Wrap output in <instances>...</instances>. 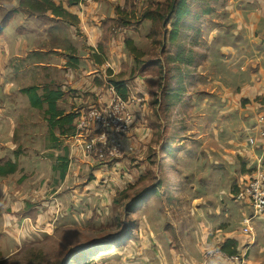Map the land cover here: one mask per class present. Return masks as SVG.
Masks as SVG:
<instances>
[{"label": "rangeland", "instance_id": "rangeland-1", "mask_svg": "<svg viewBox=\"0 0 264 264\" xmlns=\"http://www.w3.org/2000/svg\"><path fill=\"white\" fill-rule=\"evenodd\" d=\"M243 1L212 0L213 12L201 16L199 24L188 18L193 26L198 24L196 31H177L178 37L171 40L176 18L172 17L167 31L162 30V24L143 18L147 9L157 5H164L165 14L167 0H82L75 11L63 8L73 16L67 18L51 13L34 16L20 5L21 0H0V26L6 24L0 32L4 44L12 50L16 37L28 44L20 55L22 60L12 61L18 68L14 72L19 71L20 76L15 78L8 71L4 77V84L11 83L12 99L21 109L15 122L20 119L22 125L14 138L8 135L14 110L9 115L0 114L7 127V131L0 128V167L8 162L17 167L13 175L0 177V258L4 259L0 264H174V256L182 264L184 230L196 232L200 243L208 236L217 238V229L229 225L234 228L230 233H242L243 219L252 216L253 209L246 202H237L236 194L245 181L257 176L256 163L248 168L246 159L252 153L262 155L257 143L264 119V87L256 88L261 95L257 99V94L248 101H241L240 96V89L256 78L252 65L259 63V55L244 59L238 67L242 59L235 61V53L249 42L256 51L264 45L256 38L244 40L242 32L234 33L233 11H243ZM190 10L199 15L196 6ZM72 13L80 14L86 30L78 27L72 32L71 26L78 24ZM112 15H128L127 27L112 24L108 34L103 29L97 36L95 28L102 29V19ZM121 33H126L125 37ZM115 38V45L124 38L134 41L143 53L136 61L125 51L127 56L115 63L120 67L118 75L121 73L117 81L131 89L130 102L137 95L146 100L136 112L138 128L142 129L129 133L139 139L137 163L126 153L119 166L106 170L99 163H86L71 155L69 142L73 147L76 140H68L73 136L63 135L56 121L50 123L48 102L63 85L62 62L66 58V63L73 56L82 62L94 48L98 61L106 63L120 49L114 47ZM56 48L65 56L55 53ZM182 51L191 64L170 60ZM32 87L44 101L42 110L17 97L18 88L22 94ZM64 100L61 97L57 102L63 114L60 119L71 114ZM64 131L69 133L70 127L66 125ZM223 156L233 157L226 160ZM67 158L70 178L64 186ZM123 182L131 186L125 196L119 195L125 190ZM105 187L113 188L116 196L102 198L98 191ZM21 197L26 204L32 201L34 204L28 203L32 207L39 205L36 210L27 208L33 224L30 238L25 231V237L22 231L18 234L14 224L18 207L13 204ZM52 215L55 222L43 219ZM254 223L255 240L250 241L249 251L256 244V229L261 224L264 229V219Z\"/></svg>", "mask_w": 264, "mask_h": 264}, {"label": "crops", "instance_id": "crops-1", "mask_svg": "<svg viewBox=\"0 0 264 264\" xmlns=\"http://www.w3.org/2000/svg\"><path fill=\"white\" fill-rule=\"evenodd\" d=\"M86 0H84L85 2ZM59 2L63 5V7L65 8H69V10L71 9L72 11H75L77 8L76 7H70L68 4L67 0H59ZM82 3V1H81ZM237 4V2H235ZM243 4L246 5L245 9L243 11H236L234 10L233 14H234V24L236 25V29L234 30V33L236 32H242L243 34V39L244 40H248L250 41V38H256V40L258 42H264V0H244ZM80 5V4H79ZM78 5V6H79ZM123 7V6H122ZM123 9V8H122ZM231 10V9H230ZM123 11V10H121ZM71 13V12H70ZM119 13V12H118ZM74 14V13H72ZM77 16V18H75V22L78 23L76 25H72L71 26V30L72 32L75 29L79 30L81 29H87L86 25L84 24L83 27V23L81 21V17L80 14L79 16L77 14H74ZM232 14L230 13V16ZM119 17H117V15H112L106 19H102V24H103V28L99 29L100 27H96L95 29L98 30V34L97 36H99V32L100 30L103 32V29L105 31V34H108V32L110 31L106 29L105 23L107 21H109L110 19H115V20H119L120 17H123L122 15H118ZM256 25H258V27H256ZM71 32V31H70ZM71 32V34H72ZM88 32V31H87ZM95 32V31H94ZM123 34V33H121ZM121 34H118V37L121 36ZM126 34V33H125ZM123 34V35H125ZM238 35V33H236ZM2 36V37H1ZM4 36L3 33L0 34V73L2 75V77L0 76V114H12L13 110L14 113L11 115V118L9 119V121L11 120V122H9L8 124V130L9 133L8 135L10 136H14V138H17V134L19 132V126L22 125L20 123V119L19 123L15 122V120L17 121L18 116H20L21 113V109H18L17 104L13 101L12 99V91L9 89L11 88V83H5L4 84V77L6 75L7 77V72L9 71V73H11V75L15 78H17L18 73H15L14 71H17L18 68L14 65V63L12 64L13 60H20V55L22 52L26 51L27 49V42L25 39H19L16 37V42L14 45V48L11 50L10 48H8L4 43V40L2 39ZM224 37V36H223ZM19 41V42H18ZM115 41H118L117 38L114 39V47L117 48L120 47L119 51L116 52V54L111 55L110 60L106 61V63H99L96 64L95 61H97L96 58V53L94 50L96 49H92L91 52H89L88 55H86V58H82L83 61L81 62H77L75 63V57H71V60H74L73 62L70 60L69 63L67 61V63L65 62L67 60H64L62 62L63 65H65L64 67V71H65V75H64V82L63 85L60 89V91L63 93L62 95V99L64 100V102L66 103V105L68 106V110L70 111L69 113H74V112H78L81 103H85L84 98H78L76 97L77 91H82V95H90L91 97L95 98V94L99 91H104V95L105 97H108V93L106 91V87H105V78L106 76H108V71L111 69L110 67L112 66L113 69L115 71L112 72L114 73V75H118V70L120 67L116 68V61L119 59V57L122 56H127L125 53V47L123 44V41L120 40L119 42H117L119 45H115ZM255 42V44H258V42ZM121 45V46H120ZM260 46V45H259ZM256 47V46H255ZM122 48V49H121ZM122 50V51H121ZM124 50V51H123ZM55 53L57 54H61L62 56H65L64 52L62 51V49H54L53 50ZM264 45L257 48V51L253 48L250 47V42L248 43L247 47H243L238 49V51H236V57H234L235 61H239V59H242L241 62H238V67L240 64H242L244 59H248L252 56H256L259 55V63L258 64H253V68L255 69L257 74L256 78L254 79L253 83H247L245 84L244 87H242L240 89V91L242 92L241 96V101H248L249 99H252V96L255 94L258 95V91L256 88H261L264 87V62L262 63L261 60H264ZM67 56V55H66ZM130 56V55H129ZM261 57V58H260ZM65 58V57H64ZM115 58V59H113ZM22 60V59H21ZM72 62V63H71ZM120 61H118L119 63ZM250 63L252 64L253 61L249 62L247 65H250ZM5 64L9 65L8 67L5 66ZM125 64H123L122 66H124ZM38 66H46L44 64H39ZM243 66V65H242ZM240 67V70L243 71L244 67ZM37 67V66H35ZM46 68V67H45ZM235 72H240L239 70H234ZM23 72V71H20ZM110 73V71H109ZM111 74V73H110ZM121 74V73H120ZM246 74V73H244ZM20 76V74H19ZM101 78L103 80V82L100 80H98V82L101 84V86L98 84H96V78ZM248 80H250V75H247ZM8 81H10V78H7ZM256 81V82H255ZM66 87V88H65ZM252 89L254 91V94L252 93V91L250 90ZM263 89V88H262ZM17 91L19 92L17 97L19 98V100L21 102H24L25 104H27L29 102L28 98L25 97L20 93L21 88H18ZM15 92V91H14ZM12 93V94H11ZM255 96L257 99V97L261 96ZM82 96V97H83ZM240 96L236 97V99H239ZM138 99H143L141 97H139V95L136 96ZM90 98L88 99V101L86 102L87 104H90ZM93 100V99H92ZM146 100V98H144V101ZM239 104V103H238ZM132 108L136 111H138L139 109V105L137 104L136 106L132 105ZM34 109V108H33ZM40 110V109H38ZM42 110V109H41ZM47 110V108H46ZM67 110V111H68ZM1 116V115H0ZM7 120V119H6ZM0 128L4 129L5 131H7V127L6 126V121H1L0 120ZM142 129V128H141ZM137 131L139 129H136ZM145 135V133H144ZM258 143L257 145L260 146L258 147V152L262 153V155H258L257 153H252V155H250L249 159H246L248 164V168L251 166V164L256 163L257 165V170L254 171V174H256V172L258 171H264V166L262 167V159L264 158V140L258 135ZM66 143L68 144V142L66 141ZM139 144V142H136L135 147ZM11 146H14L13 143ZM137 148V147H136ZM138 153H140V150L138 151V149H136V153L132 156L133 160L137 163L136 159L138 158ZM57 154V153H56ZM58 156H56L57 158ZM224 158H226V160H230L231 157L233 156H223ZM227 157H229L227 159ZM135 158V159H134ZM256 158V160H255ZM129 161V160H128ZM84 163V161L82 162ZM250 165V166H249ZM263 168V169H261ZM111 169V168H110ZM119 171V169H118ZM69 172L66 174L65 177V182H64V186L68 183L70 176H68ZM248 176L250 174H247ZM246 176V175H244ZM251 178V177H250ZM98 180V179H97ZM97 182V181H96ZM124 182L121 184V186H123ZM128 184H131L128 183ZM89 185V183H88ZM127 183L124 184V188H128L126 187ZM129 186V185H128ZM122 188V187H121ZM113 188H109L107 189L105 187V189H100L99 195L102 198H107L109 196L115 197V193L113 191ZM123 190V189H121ZM238 192V189H237ZM22 194H19L18 196L20 197ZM23 197L18 198V201L13 204L14 207H18L17 211H15V221L14 224H16L17 227V233L19 234L20 231H22V233H20L23 237H25L23 235V231L26 232V234L28 235V237L30 238L31 234V230L30 228H33V224L32 221L29 217V213H30V208L29 210H27V208L29 206H31L32 210H36L38 209L39 205H36L32 207V205H29L28 203L34 204L31 202H28L27 204L25 202V200H23ZM203 203L205 202V200H202ZM55 204V203H53ZM9 213H12V209L9 211ZM64 216V214H63ZM66 216V215H65ZM26 219V223H23ZM46 222L49 220V222H55V216L52 215L50 218H43ZM42 218H40L39 224H41ZM255 224V223H254ZM30 225V227H29ZM230 226V225H229ZM228 227H224L223 229H217L218 231L214 234L215 236H217V238L214 239H209L208 237L205 239V243L199 241V236L196 234L195 235L191 233V230H184V233H182V264H230L228 261V258L233 257L234 255H228L226 252L223 251V247L225 246V244L227 243V241H233L236 243V250L235 251H241L242 247L246 244V237L239 231L236 233H230L232 231H234L233 226H231V229ZM21 229V230H19ZM230 229V230H228ZM257 230V238H256V244L255 246L249 251V259L250 262L252 264H264V229L262 227V224L260 227H258ZM219 232H221V234H219ZM212 233V232H211ZM218 233V235H216ZM230 233V234H229ZM241 233V234H240ZM213 235V236H214ZM232 250H234L232 248ZM173 253L176 255L177 253H175V251H173ZM174 261V264H179L180 262V258L177 256L172 257ZM181 264V263H180Z\"/></svg>", "mask_w": 264, "mask_h": 264}, {"label": "built area", "instance_id": "built-area-1", "mask_svg": "<svg viewBox=\"0 0 264 264\" xmlns=\"http://www.w3.org/2000/svg\"><path fill=\"white\" fill-rule=\"evenodd\" d=\"M110 68L115 71L112 66ZM108 77L106 76L104 84L108 97H105L104 91H99L88 108L78 111L80 118L76 123L75 135L68 139L76 140L73 147L69 142L72 156H76L79 160L83 159L86 163L89 161L99 163L102 165L100 168L106 170L113 165L119 166L120 159L126 153L130 157L135 154V142L139 139L137 134L129 133L139 126V121L137 111L132 108V105L136 106L144 101L137 97H134V102L124 101L108 81ZM82 96L81 93L76 94L78 98ZM94 103L95 105L92 106ZM260 137L264 140V119ZM256 175L251 177V180L245 181L243 188L238 189L236 194V201L250 205L253 215L245 216L243 219L242 233L248 238L247 244L242 247L240 253L228 258L230 264H252L248 258V251L252 244L250 241L255 240L252 223L254 224L257 219H264V172L258 171Z\"/></svg>", "mask_w": 264, "mask_h": 264}, {"label": "trees", "instance_id": "trees-1", "mask_svg": "<svg viewBox=\"0 0 264 264\" xmlns=\"http://www.w3.org/2000/svg\"><path fill=\"white\" fill-rule=\"evenodd\" d=\"M68 4L70 7H76L78 6L82 0H67ZM211 1L212 0H190V3L187 2V0H167V10L166 13L163 14V6L161 5H157L156 7H152L147 9V12L144 14L143 18L150 22H152V24H162V30L166 29L167 31V27L168 25L172 22V17L176 18V22L174 23V29L171 32V36L169 39L171 40H175L178 36H177V31L180 32L182 30L183 32L186 31H196V27L198 26L199 22L201 21V16L203 15H208L211 14L213 11L212 7H211ZM164 4V3H163ZM20 5L25 8L26 10H28L29 12L33 13L34 16H46L49 13L53 14L55 17L57 18H67V17H73L72 15H69L67 13L66 10H64L63 6L61 4H57L55 0H21ZM196 6L197 7V11L199 12V15L194 16L190 10V6ZM199 9V10H198ZM123 12V11H122ZM129 15V14H128ZM126 15V17H120L119 20H115V19H110L109 21H107L105 23L106 29L109 30L110 26H112V24H116V25H123V27H127V21L129 16ZM192 18L194 22V24H196L198 22V24L196 26H193V22L192 20H188V18ZM190 18V19H191ZM182 26V28H181ZM6 24H2L0 26V32H3L5 30ZM187 27V28H186ZM152 36L155 35L154 32H152L151 34ZM125 37V35H124ZM172 37V38H171ZM123 44L125 47V50L132 56L135 57L136 61H139L143 55V53L136 47L134 41L132 40H127V38L123 39ZM183 48V47H182ZM189 53V51H187ZM97 61L100 59L98 56H96ZM170 60L173 63H180V64H191L192 61L190 58H188L186 56V53L184 54L182 51V54H177V56H173L170 58ZM190 60V61H188ZM95 61L96 64H101L100 61ZM75 62L77 63L78 60L75 59ZM110 71V73H109ZM108 71V81L111 83V85H113L115 87V90L117 92V94L124 100V101H129L130 99V94H131V89L129 87V85L127 83H123V82H119L117 81V79L121 76V74L119 75H114L113 72L111 70ZM98 80L102 81L103 80L99 77L96 78V84L98 86V84L101 86V84L98 82ZM149 84V83H148ZM151 85V84H150ZM146 86V85H145ZM81 92H77V94H80ZM22 94L26 95L29 99L30 105L31 107L35 108V109H42L43 108V104L44 101L41 97H39L38 95V89L35 87L32 88H27L22 90ZM82 94V93H81ZM63 93L57 92V93H53L50 96L49 102H48V106H49V113L51 115L50 118V123L55 124L54 121H56V128H60V130L62 129V134L63 135H69L70 136H74L75 135V130H76V123L77 120L80 118V114L78 112H74L71 113L69 116L64 117L62 119H60V117L63 115L62 113H60L58 111V106H57V102L58 100L62 97ZM91 95V94H90ZM90 95H84L82 98H84L85 103H81L80 104V109L79 111H81L82 109H86L88 108V106H90V104H87L86 102L88 101L89 97L93 99V97H91ZM80 97V96H79ZM139 97H141V95H139ZM92 99H90V102L92 101ZM264 104V101H263ZM94 104H92V106H94ZM68 125L70 127V132H66L64 131V127ZM138 128V127H137ZM141 129V128H138ZM52 130V129H51ZM148 132H150L149 129H147ZM146 131V130H145ZM53 130L51 131V135ZM66 161V164L64 166V170H63V177L65 176V174L68 171V158L64 159ZM17 171V167L13 162H8L4 167H0V177H6V176H10L13 175L15 172ZM131 188V186H129L128 188H126L124 191H121L119 193V195H126L128 190ZM117 199V198H116ZM115 199V200H116ZM114 200V201H115ZM17 232V231H16ZM236 243L233 241H227V243L225 244V246L223 247V251L226 252L228 255H236L237 251L236 250ZM232 248L234 250H232ZM4 260L3 258H0V261ZM3 262V261H2Z\"/></svg>", "mask_w": 264, "mask_h": 264}]
</instances>
